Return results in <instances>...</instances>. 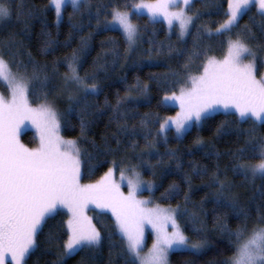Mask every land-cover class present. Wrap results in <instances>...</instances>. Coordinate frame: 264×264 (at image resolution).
Masks as SVG:
<instances>
[{"label":"trees","instance_id":"16d2710c","mask_svg":"<svg viewBox=\"0 0 264 264\" xmlns=\"http://www.w3.org/2000/svg\"><path fill=\"white\" fill-rule=\"evenodd\" d=\"M140 1L153 0H89L78 13L67 5L62 12L61 22L57 24L52 0H12L13 17L0 25V41L10 44V54L5 58L11 61L14 57L17 63L23 62L28 66L29 74L33 65H38L40 71L49 76L45 90L49 93V100H55L58 112L64 114L69 107L73 108L66 116L68 123L62 121L61 132L64 138L79 141L84 182L99 179L112 167L114 160L117 163L123 160L125 167H134L143 179L155 186L153 193L145 192L150 197L151 205L174 209L180 205L178 223L186 236L191 241L202 240L206 243L198 254L171 253L170 264H222L234 255L231 241L235 237L223 231L218 221L232 232L246 224V235L253 228L264 227L258 224L257 213V209L264 206V180L257 177L252 181L249 174L246 181L242 174L233 171L237 163L252 165L259 162L253 158L252 149L258 140L264 139V127H257L256 139L249 143L247 132L252 127L251 122L239 121L234 113H216L203 126L192 127L182 138H177L175 132L169 130L165 134V144L160 125L166 118L175 115L178 109L167 106L163 101L165 96L172 95L171 85L158 86L155 81H163L166 74L170 78L171 73H184L188 78V84L184 86H189L191 77L203 73L208 58L222 59L227 55L228 42L236 38L240 29H235L229 35L216 32L226 19L227 0H207L209 7H204V0H194L189 10L195 17L194 23L185 40L180 38L177 29H170L161 21H153L145 15H133L139 35L138 48L132 52L121 32L101 29V25L110 19L113 8L131 10ZM21 3L22 8L18 9ZM125 4L129 5L126 9L123 7ZM18 12L23 13L19 19ZM254 14L255 9L241 17V28L249 24L250 16ZM256 19L258 25L259 17ZM97 20L100 27H97ZM250 26L259 36L258 27ZM197 29H201L202 38L195 43L203 55L194 60L186 71L184 64L192 53ZM209 32L210 37L207 35ZM2 50L9 52L7 48ZM149 51L150 56L146 54ZM74 52L80 58L76 65L79 75L83 77L87 73L91 78L95 74V83L100 90L98 95L88 97L89 106L84 116L88 128L83 138L80 137V108L73 101L65 100L66 61L71 59ZM12 71L16 72L14 66ZM137 80L141 85L148 86V91L143 95L134 88ZM179 88H175L176 93ZM118 95L125 98L121 111L128 109L127 120H120L121 125L126 124L127 131L121 130L112 111ZM29 101L32 106L38 107L43 103V98L36 92L30 95ZM141 120L148 121L146 127L140 126ZM145 136L149 137L152 147L145 148L149 142L144 139ZM21 138L30 147L35 143L31 139V131L24 132ZM197 138L202 141L199 145L195 143ZM131 145H136L135 151ZM239 149H245L243 155ZM168 150L176 152V159L165 155ZM139 156L143 157V163L137 158ZM177 163L181 165L180 170L176 169ZM194 167L206 170L208 175L198 177L192 174ZM213 173H217L221 179L227 176L230 188L225 196L235 198L238 207H231L218 197L215 187L209 186ZM185 174L191 177V189L182 181ZM173 183L180 185L181 194L165 198L163 194ZM185 195L189 197L187 202ZM88 214L104 237L94 261L88 264H125L126 258L118 254L123 246L110 215L94 211ZM68 216L66 210H58L47 220L38 238L39 249L31 255L28 264H56L61 259L63 244L68 238ZM110 233L111 241L108 239ZM112 245L115 247L111 248ZM86 255L89 254L82 252L63 258L62 264H81L82 257Z\"/></svg>","mask_w":264,"mask_h":264},{"label":"snow or ice","instance_id":"6c2138e0","mask_svg":"<svg viewBox=\"0 0 264 264\" xmlns=\"http://www.w3.org/2000/svg\"><path fill=\"white\" fill-rule=\"evenodd\" d=\"M88 2L89 0H52L57 24L61 22L67 3L71 4L74 13H78ZM11 4L12 0H0V25L12 19ZM192 6L193 0H157L154 4L136 5L133 12L140 13L146 9L153 21L163 18L170 29L174 22L178 23L179 36L183 38L189 35L193 24V16L187 15L185 9L191 10ZM227 6L226 19L216 32L229 35L235 29L240 31L235 39L229 40L226 58L223 61L208 58L203 74L191 77L190 86H184L188 84L184 73H171L170 78L166 74L163 81H155L158 86L171 85L172 95L165 96L164 102L166 104L169 100H178L181 109L175 119L170 118L160 125L161 131L174 126L176 136L180 138L192 127L203 126L221 110L226 114H237L239 121L251 122L252 127L247 132L249 143L256 139L257 127H264V78L257 79L256 73L258 62L264 67V0H227ZM123 7L126 9L129 5L125 4ZM204 7H209L207 0H204ZM17 8H22V3ZM173 8L178 10L171 11ZM253 9L255 14L250 16L249 24L241 28V17ZM20 15L23 13L18 12L17 19ZM111 17V22L104 25L105 30L119 29L131 48L136 43L139 29L132 23L130 14L113 8ZM250 25L258 27L259 36ZM97 27H100L99 20ZM207 35L210 37L211 33ZM201 38V29H197L192 53L184 64L186 71L194 60L203 55L195 43ZM6 48L9 49L8 53L2 50ZM8 54L9 42L0 41V81H6L11 91L10 99L0 96V264H4L8 256L11 257V264H28L31 255L39 249L38 238L47 220L57 214L59 208H66L70 218L67 220L68 238L63 244L61 259L56 264H62L64 257L82 252L89 255L82 257L81 264L94 261L104 237L92 219L85 214L89 205L110 211L115 218V230L118 231L123 246L118 254L126 258L125 264H170L171 253L198 254L206 241H191L186 236L178 223L180 205L176 209H164L159 205L151 207L150 200L138 198L144 192L153 193L155 186L143 181L134 167H125L123 160L119 163L114 160L112 167L95 184L81 183L83 172L79 141L66 140L60 135L62 121L68 123L66 116L73 108L69 107L67 113H59L55 108V100L50 101L49 93L45 90L49 76L42 73L38 65H33L29 74L27 65L17 63L14 57L9 61L5 58ZM146 54L150 56L151 51ZM79 59L74 52L71 59L66 61L68 72L64 76V86L75 89L76 95H69L68 98L80 108V137L83 138L86 137L88 128L84 120L89 106L88 97L98 95L100 90L95 83V74L91 78L87 73L83 77L79 75L76 68ZM13 66L16 68L15 73L12 71ZM177 86H180L179 95L175 92ZM134 88L141 95L148 91V86L141 85L139 80ZM131 91L130 88L129 93ZM36 92L43 98V103L34 108L29 97ZM124 104L125 98L118 95L112 111L118 126L127 131L126 124H120L121 119L126 121L128 118V109L121 111ZM27 122H31L39 135V146L36 148H28L20 142L21 128ZM147 124V120L140 121L141 127H146ZM144 139L149 141L148 136ZM164 140L166 144V136ZM116 143L119 146V140ZM195 143L199 145L202 141L197 138ZM152 146L150 141L145 144V148ZM130 147L135 151L136 145ZM244 151L245 149H239L241 155ZM252 151L253 158L259 162L249 166L237 163L233 171L242 174L246 181L249 180V173L252 181L257 177L264 180V139L258 140ZM165 155L176 159V152L173 150H168ZM137 158L141 163L144 162L142 156ZM176 169H181L179 163ZM117 171L120 183L115 179ZM191 172L198 177L208 175L206 170L195 167ZM126 174L129 177L127 179ZM182 181L191 189L190 175L185 174ZM125 182L127 194L121 190ZM209 186L215 187L218 197L231 207L239 206L235 198L225 196L230 188L227 176L221 179L217 173H213ZM173 194L177 197L181 194L180 185H169L163 195L168 198ZM188 199L185 195V202ZM257 213L258 224L264 225V206L259 207ZM247 219L245 214V220ZM218 224L223 231L235 237L231 241L234 255L225 259L222 264H264V227L253 228L246 235V224L238 227L235 232L219 221ZM148 226L155 239L145 254V228ZM108 239L112 240L111 233ZM114 247L115 245L111 246Z\"/></svg>","mask_w":264,"mask_h":264},{"label":"rangeland","instance_id":"374dc122","mask_svg":"<svg viewBox=\"0 0 264 264\" xmlns=\"http://www.w3.org/2000/svg\"><path fill=\"white\" fill-rule=\"evenodd\" d=\"M194 1V0H193ZM157 2V0H153V1H140L138 4H141V3H145V4H154V3H156ZM138 4H136V5H138ZM67 5H71L70 3H67L65 6H67ZM135 5V6H136ZM135 6H133V8H135ZM181 7H183V4H181ZM133 8L131 9V10H127V12L130 14V17H131V19H132V23L133 24H135L136 25V23L134 22V20H133V15H145V16H148L149 18H150V16L148 15V13H147V10L145 9V10H143V11H141L140 13H134L133 12ZM178 9H175V8H173V9H171V11H177ZM122 11V10H121ZM185 11H186V13H187V15H190V16H192L190 13H189V10L188 9H185ZM194 16H193V23H194ZM111 19H112V17H110V19H108V20H106L102 25H101V29H104L105 30V28H104V25L105 24H107V23H110L111 22ZM151 19V18H150ZM152 20V19H151ZM155 21H161V22H163V23H165L168 27H169V25H168V23L165 21V20H163V18H159V19H157V20H155ZM192 26H193V24L190 26V32H191V29H192ZM172 28H175V29H177V31H178V33H179V25H178V23H175L174 22V25H173V27ZM171 28V29H172ZM113 30H116V31H119V32H121L119 29H113ZM122 33V32H121ZM123 34V33H122ZM190 34V33H189ZM189 35H187V36H185V37H183L182 39L183 40H185V39H187V37H188ZM127 41V40H126ZM128 43V42H127ZM128 48H129V50L130 51H132V52H134V51H136L137 50V48H138V37H137V40H136V43L134 44V45H132V47L130 48L129 47V45H128ZM227 55H228V50H227ZM226 55V56H227ZM226 56L224 57V58H222V59H215V60H217V61H223L225 58H226ZM256 73H257V79H261V78H264V67H261L260 66V64H258L257 63V68H256ZM203 74V73H202ZM201 74V75H202ZM200 76V75H199ZM199 76H197V77H199ZM0 83H1V85L3 86V88H2V90L0 89V96H3L5 99H10L11 98V91H10V88H9V86H8V83L6 82V81H0ZM189 86H190V84H189ZM67 91H66V94H65V92H64V94H65V100H69V95H76V92H75V89H70V88H67L66 89ZM67 95V96H66ZM176 95H179V92L178 93H176ZM169 97L171 96V95H168ZM165 98V97H164ZM70 101V100H69ZM164 101V100H163ZM165 103V102H164ZM166 105L167 106H174V107H176L178 110H177V112H176V114L175 115H173V116H171V117H168V118H166L164 121H163V123L165 122V121H168L170 118L171 119H175L176 117H177V114L178 113H180V111H181V109H180V104H179V101L177 100V101H172V100H169L167 103H166ZM32 107H34V106H32ZM34 108H36V107H34ZM55 108H56V110L58 111V109H57V107L55 106ZM217 113H225L223 110H221V111H219V112H217ZM216 114V113H215ZM237 115V114H236ZM162 123V124H163ZM61 129H62V127H61ZM169 130H173L174 132H175V127L174 126H172V127H170V128H167L165 131H161V134L163 135V136H165V134L169 131ZM28 131H31L32 133H33V138H31V139H33L34 140V145L32 146V147H30V146H28L26 143H24L23 141H22V135L24 134V132H28ZM175 134H176V132H175ZM186 134V133H185ZM184 134V135H185ZM60 135L62 136V132L60 131ZM183 135V136H184ZM182 136V137H183ZM182 137H180V138H182ZM19 139H20V142L22 143V144H24L26 147H28V148H36V147H38L39 146V135H38V133H37V130H36V128L31 124V122H27V123H25L23 126H22V128H21V131H20V136H19ZM64 139H66V138H64ZM66 140H69V139H66ZM245 166H249V165H245ZM250 174V173H249ZM140 175V174H139ZM251 175V174H250ZM102 177V176H101ZM100 177V178H101ZM141 177V176H140ZM99 178V179H100ZM127 178H129L128 176H127V174H126V179ZM99 179H97V180H95V181H93V182H84L82 179H81V183L82 184H85V185H87V184H95ZM115 179H116V182L117 183H120V178H119V173H117L116 172V175H115ZM141 179L143 180V181H145V182H149V181H146L145 179H143L142 177H141ZM122 191H124L125 192V194H127V187H126V182H125V184L124 185H122V189H121ZM138 198H140V199H144V200H148V198L150 199V197L149 196H147V195H145V192L144 193H142V194H140L139 195V197ZM156 205H158V204H150V206L151 207H155ZM161 208H164V209H174V208H171V207H167V206H162V205H159ZM58 210H66L67 211V209L66 208H59ZM98 212V213H106V214H109L110 215V217L112 218V220H113V222H114V226H115V218L112 216V214H111V212L110 211H107V210H102V209H100V208H96L95 207V205H89L88 206V208L86 209V212H85V214L89 217V218H91L92 219V216L90 215V214H88L89 212ZM68 212V211H67ZM70 218V213H69V216H68V219ZM181 227V226H180ZM181 229H182V227H181ZM183 230V229H182ZM169 231H171V227L169 226ZM251 233V232H250ZM249 233V234H250ZM154 239H155V235H154V233H153V231H152V229H151V227L150 226H148V227H146L145 228V250H144V252H145V254L147 253V251H148V249H150L151 248V246H152V243L154 242ZM64 258H67V257H64ZM4 264H11V257L10 256H8V257H6L5 258V261H4Z\"/></svg>","mask_w":264,"mask_h":264}]
</instances>
